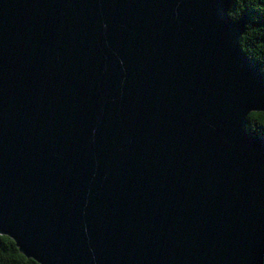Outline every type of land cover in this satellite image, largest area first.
<instances>
[{
  "label": "water",
  "instance_id": "95a60500",
  "mask_svg": "<svg viewBox=\"0 0 264 264\" xmlns=\"http://www.w3.org/2000/svg\"><path fill=\"white\" fill-rule=\"evenodd\" d=\"M230 6L0 0V236L36 264H264Z\"/></svg>",
  "mask_w": 264,
  "mask_h": 264
},
{
  "label": "trees",
  "instance_id": "16d2710c",
  "mask_svg": "<svg viewBox=\"0 0 264 264\" xmlns=\"http://www.w3.org/2000/svg\"><path fill=\"white\" fill-rule=\"evenodd\" d=\"M229 1L230 18L234 22L245 19L244 33L240 39L241 51L259 67L264 78V0ZM246 131L255 137L264 138V124L258 120L247 119ZM4 238L0 239V264H33L32 260L19 253L10 239Z\"/></svg>",
  "mask_w": 264,
  "mask_h": 264
},
{
  "label": "snow or ice",
  "instance_id": "6c2138e0",
  "mask_svg": "<svg viewBox=\"0 0 264 264\" xmlns=\"http://www.w3.org/2000/svg\"><path fill=\"white\" fill-rule=\"evenodd\" d=\"M260 80L264 82V78H260ZM246 114L248 115L249 120H258L261 124H264V111H252L250 113L249 111H247ZM0 239H5V238L0 237Z\"/></svg>",
  "mask_w": 264,
  "mask_h": 264
}]
</instances>
